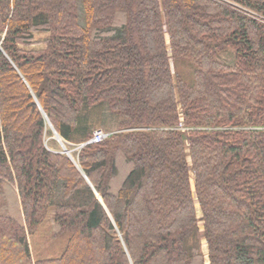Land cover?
<instances>
[{
	"label": "trees",
	"instance_id": "1",
	"mask_svg": "<svg viewBox=\"0 0 264 264\" xmlns=\"http://www.w3.org/2000/svg\"><path fill=\"white\" fill-rule=\"evenodd\" d=\"M203 243L264 264V0H0V264Z\"/></svg>",
	"mask_w": 264,
	"mask_h": 264
},
{
	"label": "rangeland",
	"instance_id": "2",
	"mask_svg": "<svg viewBox=\"0 0 264 264\" xmlns=\"http://www.w3.org/2000/svg\"><path fill=\"white\" fill-rule=\"evenodd\" d=\"M39 38H40V37H39ZM48 140H52V141H54L55 145L50 144L53 148L58 149V150H60V151H63V149L65 148V149L68 150L69 154H70V153H73V152L75 151V149L77 148V145L74 146V145H72V144H69V143H66V142L62 141L61 139H60V142H59V141L57 140V136H56L55 134H53V135L50 136V137H47V138L45 139V142H48ZM11 204L13 205V201H11ZM12 211L15 212V213H17V210H16V207H15V206H12ZM197 211H198V216H201V213H200L198 207H197ZM43 228H44V227L42 226V227H41V232L37 234V237L32 238L33 240H35V244L38 243V239H41L40 236H41V234H42V230H43ZM39 234H40V235H39ZM202 251H203V253H204V255H205L206 264H208V262H207V247H206V244H205V243L202 244Z\"/></svg>",
	"mask_w": 264,
	"mask_h": 264
},
{
	"label": "built area",
	"instance_id": "3",
	"mask_svg": "<svg viewBox=\"0 0 264 264\" xmlns=\"http://www.w3.org/2000/svg\"><path fill=\"white\" fill-rule=\"evenodd\" d=\"M107 136H108V134L106 132H104L100 129H97V130L93 131L92 137L89 140V142L99 143V142L103 141Z\"/></svg>",
	"mask_w": 264,
	"mask_h": 264
},
{
	"label": "water",
	"instance_id": "4",
	"mask_svg": "<svg viewBox=\"0 0 264 264\" xmlns=\"http://www.w3.org/2000/svg\"><path fill=\"white\" fill-rule=\"evenodd\" d=\"M54 133H55V132H54ZM55 135L57 136V140L60 142V138H59V136H58L56 133H55ZM81 145H82V144H81ZM81 145H80V146H81ZM62 152L65 153V154H67V155L69 154L68 150L65 149V148L63 149Z\"/></svg>",
	"mask_w": 264,
	"mask_h": 264
}]
</instances>
